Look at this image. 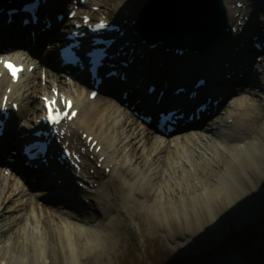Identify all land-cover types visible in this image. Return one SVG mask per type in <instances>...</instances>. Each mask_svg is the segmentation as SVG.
Returning <instances> with one entry per match:
<instances>
[{
  "label": "bare ground",
  "instance_id": "bare-ground-1",
  "mask_svg": "<svg viewBox=\"0 0 264 264\" xmlns=\"http://www.w3.org/2000/svg\"><path fill=\"white\" fill-rule=\"evenodd\" d=\"M149 1L87 0L93 6L99 5V9L93 11L88 7L82 13L91 16L92 23L93 20L105 19L123 24L125 34L119 38L116 47L130 40V46L135 48L133 53L127 54L135 58L133 65L128 68L120 66L127 74V81L114 78L105 82L103 87L116 92L125 89L129 91L127 100L132 101L134 109L150 110L155 109L153 106L158 94L145 93L149 82L160 84L164 89L162 103L178 98L181 102H177L188 105L185 104V101L188 103L185 97H173V86L179 82L187 83L184 81L186 76L189 77L187 81H191L194 76L205 75L208 82L200 90V96L205 92L211 95L214 90L216 98L223 97V104L214 116L166 136L140 121L129 107L123 105L121 97H103L104 93L100 92L96 98L90 99L91 83L87 74L83 75V83L62 78L54 67L59 52L57 43L52 46L54 41L48 43L52 49L45 50L48 62L19 52L26 51L20 47L24 45H15L10 52L11 58L25 62L26 67L30 64L36 67L32 72L25 71L19 81L13 83L0 64V105L8 87L12 88L6 107L10 115L5 119V133L0 137V264H28V256L35 259L31 264H90L107 250L112 234L118 231L117 234L123 237L121 201L129 218L139 223L143 222L148 208L151 209L153 216L149 218L154 229L172 228L180 221L190 220L200 223L206 230L213 225L222 227L224 223L231 222L233 216L242 214L243 206L249 200L258 196L264 199V164L249 152L258 151L264 156V96L258 94L264 93V83L258 76L261 72H252V68L258 65L264 74V65L258 63V57L253 59L252 55L259 51L250 44L256 40L264 42V33L251 24L252 21L257 22L258 14H264V0H224L230 30L221 40L202 50L196 51L190 45H184L188 51L185 50L182 55L167 50L169 46L164 41L154 48L144 42L149 37L141 30L138 32L137 22ZM238 1L244 5L239 7ZM70 6L71 0H47L42 12L53 17L56 11L68 12ZM79 9L73 20L55 21V28L60 23L65 24L61 31L66 33L71 31L76 21L84 22L85 15L81 19ZM6 19L7 14L2 13L0 47L27 43L38 50L42 39L52 37L49 31L43 32L34 41L31 30L39 26H23L18 17L13 24H3L2 20ZM232 26L238 27L237 36ZM248 32L258 39H250ZM113 34H118V31H113ZM177 46L182 48L183 45ZM4 53L0 51V54ZM260 55L264 57V53ZM184 61L187 62L183 64ZM229 73L232 74L230 79H221L222 74L226 76ZM232 83L238 87L232 88ZM53 89L73 97L79 111L66 126L65 137L59 143L50 145L48 156L54 155L56 159L55 147L63 149L67 142L68 147L82 153V147L86 146L87 152L83 154L81 164L83 176H79L78 180L86 181L88 186L91 182L103 183L99 189L91 190L98 200L90 193L86 195L89 198L87 204L96 207L97 214L80 210L73 214L52 206L54 199L67 201L68 198H75L79 208L86 205L87 199H83L84 192L80 190L81 182H77L66 168L68 162L61 165L57 159H52L49 166L41 164L40 168L32 171L24 167L27 162L25 156L10 147L14 144L21 146L30 131L41 126L39 120L43 118L44 104L43 101L34 103L38 95L54 94ZM14 101L19 102L18 110L12 107ZM3 108L0 107L2 119ZM81 129L82 135L88 132L87 138L93 136L90 144L98 141L94 150L98 145L102 146L99 152L90 151L87 138L79 136ZM58 137L59 134L52 140ZM6 151L12 155L4 159ZM91 154L96 157V165L104 157L102 166L110 167V171L96 167V173H90L88 165L92 164V160L88 161L87 156ZM10 161L14 163L10 164ZM8 168L11 170L6 175ZM14 169L26 173L22 184L16 179ZM33 178L36 180L33 181ZM115 182L119 185L112 184ZM41 185L46 186L41 189ZM37 186L35 193L26 198V190ZM75 188L78 194H74ZM121 190L125 192L123 196ZM245 196L249 198L243 200ZM184 211L186 216L189 215L188 219H184ZM114 227H117L116 231H113ZM190 229L177 233L175 239L188 240V234H195ZM252 253L257 254L255 250ZM255 262L264 264V257Z\"/></svg>",
  "mask_w": 264,
  "mask_h": 264
},
{
  "label": "water",
  "instance_id": "water-1",
  "mask_svg": "<svg viewBox=\"0 0 264 264\" xmlns=\"http://www.w3.org/2000/svg\"><path fill=\"white\" fill-rule=\"evenodd\" d=\"M138 20L139 30L149 37V42L164 41L172 48L188 44L202 50L220 40L228 29L224 0H151L144 6ZM252 201L258 203L263 199L258 196ZM249 204L243 206L244 210L239 215L246 222L231 230L236 217L233 216L231 222L224 223L222 227L213 225L207 229V234L192 243L194 250L197 248L199 252L182 257L168 256L166 264H251V251H246L245 248L250 246L255 236L250 235L255 223V216L250 215L255 205ZM246 209L251 214L243 215ZM209 238L212 240H208Z\"/></svg>",
  "mask_w": 264,
  "mask_h": 264
},
{
  "label": "rangeland",
  "instance_id": "rangeland-1",
  "mask_svg": "<svg viewBox=\"0 0 264 264\" xmlns=\"http://www.w3.org/2000/svg\"><path fill=\"white\" fill-rule=\"evenodd\" d=\"M91 1H93V0H91ZM91 3L87 2V4L85 6L80 7L79 11L81 12L80 13L81 19H82V15H86V14L82 13L84 11V9H88V7H90L92 10L97 11L94 9V7H99V5L93 6ZM123 9H124V7H123ZM255 9H257V8H255ZM261 14L260 15L258 14V16H256V21H257L256 27L259 29V32L264 33V29H263L264 28L263 27L264 26V14H262V15ZM94 21H96V20H94ZM253 23H255V22L253 21ZM64 26H65V24H62V25H60L59 28L64 27ZM138 32H141V31H138ZM248 37L250 39L252 38V36L250 35L249 32H248ZM48 43L49 42H46V44H48ZM250 44L252 46H254V42H251ZM49 47H50V44L46 45L44 48L47 49ZM261 53H263V52L254 53L252 55L253 59L255 60L257 56H261L260 55ZM190 62H191V60H190ZM259 64L264 65V57H263V60L261 62H259ZM260 72L261 73H260V75L258 74V76H260L261 81H263V83H264L263 70H260ZM42 77L44 78V75ZM232 84L234 85L235 88L238 87V85L235 86L234 83H232ZM43 86H45L44 82H43ZM258 94L264 96V93L262 94V92H259ZM259 95H258V97H260ZM42 97H43V95H38L37 100L34 104H36L37 102H40L42 100ZM103 97H105V94H103ZM82 131H83V129H81L79 131V136L81 135L82 139H85L86 136L82 135ZM84 134L87 135L88 132H85ZM85 148L86 147L83 146L82 150L84 151ZM249 152L252 155L255 154L258 157L259 161L264 164V156H262V153H260L258 151L255 152L254 150H249ZM11 155H12L11 153L6 151V152H4L3 157H4V159H7L8 157H11ZM51 159L56 161L55 158H51ZM87 160L88 161L92 160V164L88 165V168L90 167V169L88 170L90 173H96V167H100L106 171H107V168H109V167L105 168L104 165L103 166L100 165V164H102V162H98V165H96L97 160H96V157L94 156V154H91L90 156L88 155ZM10 170H11V168L6 169L5 174L6 175L9 174ZM14 172H15V170H14ZM15 175H16V179H18L20 184H22L23 183L22 180L24 179L23 176L21 174H18L17 172H15ZM78 175L83 176L80 172H78ZM107 179H109V178H107ZM77 182H81L80 183L81 184L80 190L82 192H84V198L83 199H87L86 205L83 208L78 207L79 204L75 201V198H74V200L71 198H68L67 201H65L63 199H54L53 201L51 200L52 206L54 208H58L62 212L66 211L69 213L71 212L73 214L76 213L78 210L83 211V212H88L89 214H97L96 213V207H90V205L87 204L89 202V198H86V195H87V193H90L91 195L94 196L95 193L91 190L99 189V187L101 185H103V183L100 181L94 182V183L91 182L88 186V184H86V181L82 182V181L78 180ZM112 184L119 185L117 182L112 183ZM251 185L253 186L252 183H251ZM37 188H38V186L27 189L26 192H28V193L26 194V198L29 196H32L33 193H35L34 190H36ZM74 194H78L76 188H75ZM120 194H121V196H123L125 194V192L121 190ZM242 194L243 193H241V195ZM91 195H88V197L89 196L91 197ZM94 198H96L98 200V198L96 196H94ZM248 198H249V196L248 197L245 196L243 198V200L248 199ZM251 200H253V199H251ZM251 200H249V202ZM230 201L231 200H229L228 202H230ZM121 202H120V204H121L120 208L122 209L121 218L123 219V229H122L123 237L121 238V236L119 234H117L118 233V231H116L117 227H114L113 231H116V234L115 235L112 234V236H113L112 241H109V243L107 244V246H108L107 250H105V252L103 253L102 256L91 261L90 264H166V261L169 260L168 256L173 255V256H177V257H182V256L190 254V253L199 252V250L197 248H196V250H194L195 247L192 245V243L197 242V240L200 237L207 234L206 233L207 229L204 230L203 225H201L200 223L196 224V223L191 222L190 220H184V221H180V223L178 222L179 224L175 225L172 228L167 227L164 229H161V228L159 229L158 227L157 228L155 227V229H154V226H152V224H151V219L149 218V217L153 216L151 209L148 208L147 213L143 218V222L139 223L138 221L131 220L129 218L128 214L125 212V209L122 208L123 204ZM80 203L82 204V202H80ZM258 203H254L255 207L251 210L252 214L249 213L250 210H247V209H246V212L243 214V215H247V213H248V214H251L250 216H255L254 217L255 223L251 229L252 233L250 234L252 237L255 235L254 236L255 238L254 237L252 238V240L253 239H255V240L251 241L250 246L245 248L246 251H249V250L251 251L250 255L248 253V255L250 256L249 260L251 261V264H256L255 261L264 257V199H263V201L258 202ZM249 205H251V204H249ZM183 214L185 215L184 219H188L189 215L186 216L187 212L184 211ZM241 219H242V216L234 217V224L232 225V227H230L231 230L234 226H237V225H240V224H243L244 222H246V221L243 222V220H241ZM184 229H190L191 231H194L195 234L194 235L188 234V236H189L188 240L187 239H183V240L180 239L179 241H177L175 239L176 234L181 233V231L182 230L184 231ZM190 245H191V247H190ZM201 249H204V248H201ZM254 250H255V253H257L256 255H254V253H252ZM26 259H27L28 264L35 262V259L33 258V256H28V257H26ZM204 260H202L201 263H203Z\"/></svg>",
  "mask_w": 264,
  "mask_h": 264
},
{
  "label": "snow or ice",
  "instance_id": "snow-or-ice-1",
  "mask_svg": "<svg viewBox=\"0 0 264 264\" xmlns=\"http://www.w3.org/2000/svg\"><path fill=\"white\" fill-rule=\"evenodd\" d=\"M97 28L104 27L103 23H100L96 25ZM0 64L3 65L4 68L8 70L10 75L12 76V79L15 81L18 78V73L23 70L22 66H17L11 61L0 59ZM56 90L53 89V93L55 94ZM94 95V94H93ZM45 101V108L47 110V115L45 119L48 120L51 124H58L60 121L64 118L71 119L72 116H75L76 113L72 112L71 115L68 113V109L71 108L72 102L70 100H67L66 98L61 100V103L64 104V111H61L60 108L56 105V99L55 95L53 99L49 100L47 97L43 98ZM4 105H0V107H4L7 102V97L4 98Z\"/></svg>",
  "mask_w": 264,
  "mask_h": 264
}]
</instances>
